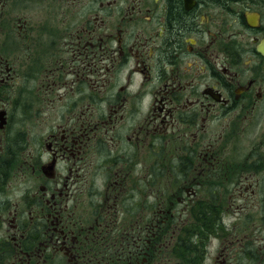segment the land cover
Instances as JSON below:
<instances>
[{
    "label": "flooded vegetation",
    "instance_id": "flooded-vegetation-1",
    "mask_svg": "<svg viewBox=\"0 0 264 264\" xmlns=\"http://www.w3.org/2000/svg\"><path fill=\"white\" fill-rule=\"evenodd\" d=\"M212 251L264 264V0H0V264Z\"/></svg>",
    "mask_w": 264,
    "mask_h": 264
},
{
    "label": "rangeland",
    "instance_id": "rangeland-1",
    "mask_svg": "<svg viewBox=\"0 0 264 264\" xmlns=\"http://www.w3.org/2000/svg\"><path fill=\"white\" fill-rule=\"evenodd\" d=\"M40 104L36 105V111L40 109ZM38 118V114H34L32 120H30V123L33 122L35 119ZM37 122H40V124H38V128H41V121L39 119H37ZM219 255L218 253H214V251H212V255L210 256V259L208 260V264H216V262H218L217 256Z\"/></svg>",
    "mask_w": 264,
    "mask_h": 264
}]
</instances>
